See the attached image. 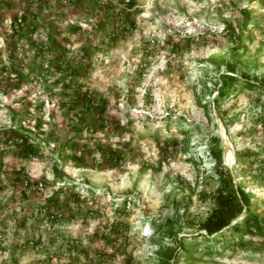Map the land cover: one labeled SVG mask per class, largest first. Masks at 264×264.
Listing matches in <instances>:
<instances>
[{"label": "rangeland", "instance_id": "obj_1", "mask_svg": "<svg viewBox=\"0 0 264 264\" xmlns=\"http://www.w3.org/2000/svg\"><path fill=\"white\" fill-rule=\"evenodd\" d=\"M98 1L116 10L128 3ZM98 1L0 0V66H7L0 72V127L23 129L40 149L23 160L0 132V264H158L163 231L162 244L176 253L169 264H192L178 242L195 236L197 264H264L261 237L238 249L228 246L230 230L206 235L200 225L217 206L213 145L235 187L251 196L229 225L248 211L264 219V87L243 82L247 74L264 83V0H135L136 25L116 42L109 37L115 11ZM244 9L257 26H244ZM13 25H21L18 33ZM242 33L252 40L234 62ZM63 47L85 66L75 81L51 63ZM16 70L26 79L19 88ZM229 73L239 78L237 91L218 98ZM78 84L106 99L105 127L96 109L68 108ZM97 144L124 150L125 158L114 168L97 149L93 168L69 158ZM21 167L37 183L15 181ZM56 189L60 197L80 193L57 220L45 207ZM125 199L128 214L121 217L130 229L116 238L108 233Z\"/></svg>", "mask_w": 264, "mask_h": 264}, {"label": "trees", "instance_id": "obj_2", "mask_svg": "<svg viewBox=\"0 0 264 264\" xmlns=\"http://www.w3.org/2000/svg\"><path fill=\"white\" fill-rule=\"evenodd\" d=\"M97 3L99 7H101L104 11H106L107 7L112 8V11H115V16H113L118 20L116 22V25H114V29H112V31L109 33V37L112 39V41L116 42L120 37L124 35L126 31H128L130 28L135 27L136 21L134 20V18L131 17L130 14L131 8L136 4L135 0H128V3H125L126 7L117 10L114 7V3L111 1H108L105 5L100 1H98ZM243 14L244 26H246L247 24L254 27L258 25L255 21H250L253 17L250 16L249 11L247 9L243 10ZM109 17L110 16L107 13V19ZM23 19L26 20V16H24ZM19 26L21 25H13L14 32H19ZM80 28L81 27L78 25L77 27H74L73 30L77 31ZM238 40H240L238 41V47L234 50L233 53L234 62H238L243 58L244 52L247 49L245 41H251L252 37L247 33H242V35H239ZM33 44L39 52H44L43 45L41 44V42L33 40ZM83 48L85 49V54L90 57L92 50L91 43L87 42L85 47ZM74 60V58H68L67 49L63 47L62 51L58 53L53 60H51V63L55 64V67L59 69L63 74L66 73V75H69L71 77V80L75 81V78H77V76L83 74L85 66L83 63L77 64ZM6 67V65L0 66V72L3 71ZM16 72L17 77L15 78V86L19 88L22 82H24L26 79L20 70H16ZM222 78L223 81L217 93V97L221 99L229 97L231 94H234L237 91L234 86V83L239 79L236 75L231 73L223 74ZM243 82L246 86L250 88L264 87L263 82L254 81V79H250L247 74H244ZM70 96L71 97L70 103L68 104V108L73 109L79 106V108H81L80 110H83V108L96 109V111H98L99 113L100 118L99 125L101 127H105L106 123L104 117L105 113L107 112L106 99H104L103 97H98L97 95H93L88 90L82 91L81 84H78V86H74L73 93H70ZM66 106L67 105L65 102L61 103L60 107L65 108ZM80 118L82 119V122H84L85 117L83 113H80ZM1 131H4L6 133L7 141H12L15 147L14 151L16 152L19 158L27 160L32 157L38 156L40 149L38 145L34 143V141L32 140V136L28 132L24 131L23 129L16 128L14 126L0 127V132ZM212 140L216 141V138L212 137ZM87 147L88 149L86 151H82L78 154L73 153L69 156L75 166L80 168H93L95 166L93 161L96 157L95 155L92 156V152H94V150L96 149L98 151L100 150L104 158H107V160L111 161V168H114V165L117 166L125 158L124 150L116 148L114 149L112 146L109 145L105 146L97 144L94 147L90 145ZM222 153V149L219 146L213 145L211 147V154L217 162V166L215 169L220 178V186L218 187V191L215 195L217 206H215L211 210L210 214L200 223V225L203 229L206 230V235H211L217 232L218 234H223V232L221 231L223 228L230 230L231 236L226 240L229 243L228 246L232 243V246L237 247L238 249H245L247 248V246H249L250 242L253 241L252 238H254L255 236H259L262 238L260 241L262 242L263 246L264 219L256 213H251L248 211L245 217L240 222L236 221L234 224L229 225L231 219L235 216L236 212H241L243 206H247V208L250 207L251 196L245 191L242 186L235 187L236 184L232 177L233 173L226 165H224ZM239 153L247 154L245 152ZM54 167L57 171V165H54ZM23 170L24 169H22V167L14 170L16 173L14 177L15 181H26L25 185H27L28 187H31L34 185V183H37V181H31L29 176H26V178H24ZM254 176H256L257 178L260 175ZM260 182L264 183V173L260 179ZM45 185L47 184L45 183ZM59 191L60 189H56V191H54L52 195L48 196L45 205V207L48 208V212H50L52 218H54L55 220H57L58 215L62 214L60 212L61 210H64V206L69 202V200H71L72 202L80 201L79 192L71 190L67 195H64V197H60L58 195ZM123 204L124 205L119 207L121 208V210L118 211L116 218L110 226V233H108V235L114 234L116 238L127 233V231L130 229L129 222L121 217L123 215L128 214L125 205L126 199L124 200ZM119 208H116V210H119ZM71 216H73L72 213L70 214V218ZM168 226L169 228L167 229V233L169 235H174L172 228H170L171 222H169ZM199 235L203 236L204 238L206 237L204 233H199ZM159 236L160 237L157 242L160 243L159 251L161 253V257H159L160 259L158 264H169V260L172 259L176 253H174L169 247H166L162 244L163 238L165 237V232L163 231L162 234ZM247 236H251L250 239H246ZM197 238L198 236H195L194 239L189 242H178V244L180 245L181 253H183L185 255V258L191 261L192 264H197V259L192 254V248L196 244L194 240Z\"/></svg>", "mask_w": 264, "mask_h": 264}, {"label": "bare ground", "instance_id": "obj_3", "mask_svg": "<svg viewBox=\"0 0 264 264\" xmlns=\"http://www.w3.org/2000/svg\"><path fill=\"white\" fill-rule=\"evenodd\" d=\"M232 156H233V151L230 150V151L228 152V155H227L228 160L231 159Z\"/></svg>", "mask_w": 264, "mask_h": 264}, {"label": "built area", "instance_id": "obj_4", "mask_svg": "<svg viewBox=\"0 0 264 264\" xmlns=\"http://www.w3.org/2000/svg\"><path fill=\"white\" fill-rule=\"evenodd\" d=\"M39 184L43 186V183L42 182H40Z\"/></svg>", "mask_w": 264, "mask_h": 264}]
</instances>
